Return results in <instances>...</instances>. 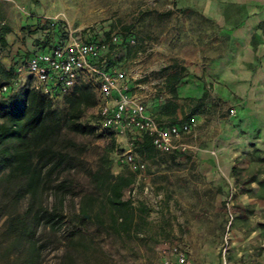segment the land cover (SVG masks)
I'll list each match as a JSON object with an SVG mask.
<instances>
[{
  "label": "rangeland",
  "instance_id": "obj_1",
  "mask_svg": "<svg viewBox=\"0 0 264 264\" xmlns=\"http://www.w3.org/2000/svg\"><path fill=\"white\" fill-rule=\"evenodd\" d=\"M229 12L237 13L236 9ZM43 21L62 22L73 29L94 26L103 34L117 30L123 40L116 46L114 58L129 78L135 76V83L145 86L147 77L156 79L165 75L162 69L168 62L184 61L175 56L182 48L190 44L198 48L202 58L189 62L201 65L221 55L229 43L225 32L228 25L220 27L202 15L201 10L175 6V0H0V24L12 29L7 34L9 49L0 50L5 67L29 53L33 37L30 31ZM145 86L132 91L159 113L168 99L165 85H149L150 89ZM219 101V106L213 102L196 106L193 114L185 109L172 119L194 116L198 121L194 131L184 139L189 145L186 152L174 157L159 151L141 156L145 163L142 179L124 192V198L130 197L134 207L128 229L112 221L104 188L96 186L87 172L102 167L110 141L108 131L93 124L97 107L89 108L82 117V121L96 126L95 134L81 135L62 127L57 145L70 140L75 146L69 148L71 165L62 170L60 177L68 178L72 184L64 202L61 229L38 230L40 240L45 243L42 264H160V248L171 244L185 248L195 264H217L227 219L229 214L234 218L236 204L235 182L212 181L204 171L205 159L215 148L212 141L221 128L222 118L233 114L230 109L235 111V105ZM53 104L65 109L62 99ZM162 119L171 121L167 116ZM214 120L211 128L210 122ZM125 151L124 143L115 138V147L108 153L112 173L133 171L132 165L120 161ZM16 187L15 182L0 186V264H15L17 259L10 247L13 236L7 232V220L24 211L27 199L14 200ZM157 193L162 194L160 202L156 200ZM51 201L52 197L45 193L43 202ZM80 201L88 205L89 216L80 215ZM210 250L218 255L217 260Z\"/></svg>",
  "mask_w": 264,
  "mask_h": 264
},
{
  "label": "trees",
  "instance_id": "obj_2",
  "mask_svg": "<svg viewBox=\"0 0 264 264\" xmlns=\"http://www.w3.org/2000/svg\"><path fill=\"white\" fill-rule=\"evenodd\" d=\"M63 24L55 22L51 26L50 21L36 24L30 31L33 37L29 51L44 49L57 42ZM11 31L9 25L0 24V50L9 49L6 35ZM26 54L27 52L19 57ZM162 70L166 72L164 85L170 98L155 117L157 120L163 116L172 118L176 113L179 105L175 101L178 98L175 85L180 81L184 67L172 61ZM14 77V64L5 67L0 58V88L3 84L10 83ZM191 101L194 103L189 108L193 114L196 106L203 105L199 99ZM63 103L65 109H58L51 99L32 89L28 82L17 91L0 94V186L2 183L15 182L17 187L14 200L27 199L24 211L7 220V232L13 236L10 247L17 254L15 264H42L45 243L40 240L38 230L48 227L56 232L63 226L64 202L72 183L68 178L60 176L62 170L71 165L69 148L74 147L75 143L68 140L62 146L57 145L62 127H68L81 135H92L96 131V126L82 121L84 113L97 103L90 83L77 84L63 97ZM108 134L110 141L102 167L87 172L96 186L104 188L106 201L112 211V221L122 229H128L134 207L130 197L124 198V192L135 183L136 172L128 169L118 173L110 171L111 160L108 159V153L115 147V136L109 131ZM136 151L143 156L156 150L151 139L145 136ZM181 154L171 153L172 157ZM45 193L52 197L50 203L43 202ZM79 213L81 216H89L85 202L80 201Z\"/></svg>",
  "mask_w": 264,
  "mask_h": 264
},
{
  "label": "crops",
  "instance_id": "obj_3",
  "mask_svg": "<svg viewBox=\"0 0 264 264\" xmlns=\"http://www.w3.org/2000/svg\"><path fill=\"white\" fill-rule=\"evenodd\" d=\"M175 6L201 10L220 27L229 26L228 47L208 64L189 62L202 58L191 44L175 55L184 61H172L184 70L175 85L179 107L171 121L185 109L190 112L191 99L206 105L214 97L235 105L233 114L219 121L221 128L212 138L215 148L205 159L204 171L212 181L235 182L227 264H264V0H175ZM161 77L164 84L166 73ZM165 96L170 98L168 92ZM147 108L158 115L157 108L149 104ZM209 252L218 259L214 250ZM217 264H222L221 257Z\"/></svg>",
  "mask_w": 264,
  "mask_h": 264
},
{
  "label": "built area",
  "instance_id": "obj_4",
  "mask_svg": "<svg viewBox=\"0 0 264 264\" xmlns=\"http://www.w3.org/2000/svg\"><path fill=\"white\" fill-rule=\"evenodd\" d=\"M50 25L53 26L54 22H50ZM60 35L58 41L49 47L31 50L26 56L19 57L13 63L15 77L1 86L0 94L13 92L17 86L28 82L32 89L54 103L58 99L63 100L80 82L90 83L98 109L93 124L112 132L116 139L124 143L126 151L120 161L133 166L135 182L143 176L141 172L145 163L136 148L145 136L151 139L153 148L159 152L184 153L189 149L184 139L196 128L197 119L191 116L179 121H161L153 116L143 99L132 91V88H144L145 85L135 83L137 77L129 78L126 71L113 62L116 61V46L123 40L121 33L113 30L103 34L94 26L73 29L63 24ZM127 40L133 42V39ZM147 78L148 86H163L164 78L161 76ZM155 87L153 91L156 94ZM212 102L218 106L221 104L214 97ZM230 113H233V109H230ZM155 196L160 202L162 194ZM232 220L233 215L229 214L220 246L222 264H227ZM159 254L160 264H195L189 252L179 244L163 246Z\"/></svg>",
  "mask_w": 264,
  "mask_h": 264
}]
</instances>
